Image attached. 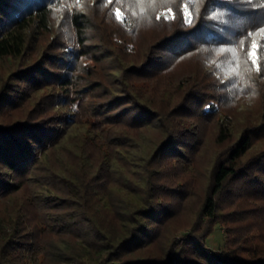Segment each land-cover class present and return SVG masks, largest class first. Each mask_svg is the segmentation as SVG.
Listing matches in <instances>:
<instances>
[{"label":"trees","instance_id":"trees-1","mask_svg":"<svg viewBox=\"0 0 264 264\" xmlns=\"http://www.w3.org/2000/svg\"><path fill=\"white\" fill-rule=\"evenodd\" d=\"M57 1L0 0V58L23 59L0 86V115L18 106L27 96L28 88H39L46 82L66 89L78 59L88 53L89 45L82 35L88 19L86 13L79 11L66 17L65 30L57 31L44 43L37 59L25 62L42 37L53 32L52 14ZM247 22L249 27L245 25ZM247 31L258 36L260 43V35L264 36V0H203L196 20L192 17L191 24H177L153 41L139 63L128 65L129 78L153 82L152 89L141 91L136 85L122 88L103 107L104 119L113 121H102L99 129L96 126L92 131L87 130L95 136L87 137L86 141L99 147L104 143L109 145L107 138L95 139L97 130L107 126L112 127L109 132L113 137H117L115 132L121 124L151 126L157 130L141 166L143 175L137 180L144 188L141 200L135 203L125 200L122 195L129 196L120 185L113 201L115 213L105 210L107 199L92 200L93 193L106 191L111 181L110 171H103L96 164L94 173L82 178L78 173L67 179L68 198L75 200L73 204L80 205V209L75 222L74 217L67 223L61 220L65 228L63 236L50 239L31 234L17 219L0 218V264H264V251L243 257L233 249L217 251L204 243L211 224L217 222L220 201L225 195L242 194L252 204L250 210L264 208V148L244 158L254 139L259 138L252 126L243 127L237 139L215 156L211 181L189 232L180 240L171 239L161 251L148 249L157 234L156 226L171 213L158 208L159 196L153 192L155 173L151 165L173 159L182 165L183 171L188 169L201 145L204 126L210 120H213L216 143L227 141L233 134V124L223 120L224 116L214 121L221 107H215L217 101L208 100L198 84L167 75L169 62L197 55L206 64L205 54L211 48L219 50L237 45L241 33ZM241 46L246 47L244 42ZM127 81L126 77L121 79V86L128 84ZM142 95L146 96L144 102L140 99ZM125 98L129 105L136 104L137 113L129 121H120L130 116L127 115L130 110L120 111L115 106ZM54 118L61 121L0 120V199L22 187V176L41 159L44 164L49 150L75 122L66 121V115ZM184 119L190 121H181ZM120 137L123 139L125 135ZM55 177L60 180L58 175Z\"/></svg>","mask_w":264,"mask_h":264},{"label":"rangeland","instance_id":"rangeland-1","mask_svg":"<svg viewBox=\"0 0 264 264\" xmlns=\"http://www.w3.org/2000/svg\"><path fill=\"white\" fill-rule=\"evenodd\" d=\"M202 2L203 0L56 2L52 14L53 32L42 37L35 52L28 55L25 62L37 59L44 43L56 35L57 31L65 30L66 17L79 11L86 13L88 19V24L82 29L85 43L89 45L88 53L78 59L72 81L66 89L47 85L46 82L39 88H28L27 96L20 100L18 106L1 114L0 120L27 118L39 121L44 118L47 121H61L54 116L66 115V121L75 122L68 126L66 135L58 144L49 150L48 157H44V164L41 159L36 167L22 176V187L0 199V218L17 219L31 234L48 236L50 239L58 237L57 235L63 236L65 228L60 223H67L73 217L75 222L80 209V205L73 204L75 200L68 198L67 179L78 173L81 178L94 173L96 164H100L101 170L110 171L111 181L106 186V191L93 193L92 200L96 202L98 197L99 201L107 199L105 210L115 213L113 201L119 193V185L129 196L127 198L122 195L125 200L131 199L134 203L141 200L144 188L137 184V180L142 174V163L157 130L151 126L142 128L121 124L115 132L120 138L118 139L110 135L112 127L107 126L105 130H101L103 132L97 130L95 139L107 138L109 142V145L104 143L100 147L86 142L89 139L87 137L95 136L88 134L87 130L92 131L96 126L99 129L102 121H113L104 119L106 112L103 107L122 88L136 85L141 91L152 89L153 82L129 78L128 65L139 63L145 57L148 46L175 25L186 24V14L192 15L191 18L196 20ZM250 22L245 25L249 27ZM259 38H262L260 43L257 41L258 36H253L251 32L241 33L237 45L219 47V50L211 48L205 54L206 64L197 55L182 56L169 62L167 75L172 79L183 78V81L198 84L208 100L217 101L215 107H221L214 121L224 116L223 120L232 122L233 134L227 141L216 143L213 120H210L204 126L201 145L188 169L183 171L182 165L173 159L161 160L151 165L155 173L153 192L159 196L158 208L171 212L156 226L157 234L148 246L151 251H161L171 239L180 240L184 233L189 232L211 181L210 169L215 156L237 139L243 127L252 126L253 131L259 135L244 158L264 148V36L260 35ZM241 42L246 47L241 46ZM253 42L257 45L255 63L249 56L253 51ZM22 60L20 57L0 58V86L12 71L19 68ZM124 77L128 84L121 86L120 81ZM59 97L61 100L57 99ZM145 98L142 95L140 99L144 102ZM126 101L125 98L115 105L117 110H130V114H127L130 116H125L120 121H129L137 113L134 108L136 104L129 105ZM205 107L207 104L203 108ZM120 135L125 137L122 139ZM54 169L57 170L56 173L53 172ZM243 198L244 195L235 193L222 197L217 222L211 224V231L204 239L209 248L217 251L233 249L234 253L243 257L256 253L257 250L264 251V208L261 206L250 210L252 204Z\"/></svg>","mask_w":264,"mask_h":264},{"label":"snow or ice","instance_id":"snow-or-ice-1","mask_svg":"<svg viewBox=\"0 0 264 264\" xmlns=\"http://www.w3.org/2000/svg\"><path fill=\"white\" fill-rule=\"evenodd\" d=\"M185 22L187 24H191L192 23V18H191L190 14H186ZM249 35H251V34H249ZM241 45H243V42H241ZM252 48H253V51L249 53V56L253 58V63H255V56H256L255 49L257 48V45H256L255 42H253ZM257 70H259V68H257Z\"/></svg>","mask_w":264,"mask_h":264}]
</instances>
